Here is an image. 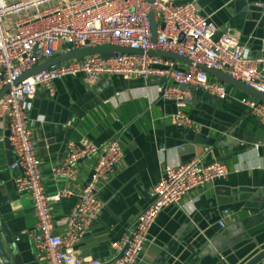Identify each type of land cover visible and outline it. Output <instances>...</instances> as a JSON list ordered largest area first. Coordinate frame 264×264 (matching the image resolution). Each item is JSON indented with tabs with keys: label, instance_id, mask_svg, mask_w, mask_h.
<instances>
[{
	"label": "crops",
	"instance_id": "obj_1",
	"mask_svg": "<svg viewBox=\"0 0 264 264\" xmlns=\"http://www.w3.org/2000/svg\"><path fill=\"white\" fill-rule=\"evenodd\" d=\"M258 3L264 0H199L201 13L239 34L250 57L264 55V6ZM227 87L231 97L195 92L185 108L197 122L195 130L215 138L214 145L188 140L185 129L173 123L176 105L163 100L156 78L105 76L88 82L82 76H68L55 82L53 95L38 89L27 110L45 190L48 195L65 187L72 191L51 203L55 219L71 213L94 163V159L81 161L75 180L54 175L52 168L68 143L88 138L105 144L121 136L124 146L125 158L116 175L100 184L106 208L76 244L83 258L112 260L117 254L113 241L130 231L151 203L163 169L204 156L207 162H225L229 174L191 190L180 205L164 208L137 264H223L224 251L232 253L234 264L244 260L248 245L264 235V122L238 101L247 94ZM220 114L235 119L224 132L214 127L225 122ZM7 130V119H0V264H5L1 252L11 264H47L36 260L33 252L28 231L37 219L30 194L16 188L15 177L21 170L11 167ZM225 209L231 215L223 219ZM220 221L226 222L224 227Z\"/></svg>",
	"mask_w": 264,
	"mask_h": 264
},
{
	"label": "built area",
	"instance_id": "obj_2",
	"mask_svg": "<svg viewBox=\"0 0 264 264\" xmlns=\"http://www.w3.org/2000/svg\"><path fill=\"white\" fill-rule=\"evenodd\" d=\"M151 11L158 24L156 42ZM67 44L72 48L114 44L140 48L144 53L117 52L109 58L94 54L52 64L17 82L38 64L69 51ZM153 49L185 56L192 64L147 53ZM200 64L222 70L264 92V55L250 57L239 34L231 27L222 29L201 13L199 0H0V90L10 85L0 100V119L8 121L14 156L11 167L21 170L15 177L16 188L32 198L37 220L28 234L36 260L47 264H137L150 229L164 208L180 205L191 190L230 172L225 162H207L204 156L166 166L152 189L151 203L135 219L130 231L113 241L116 256L108 262L83 258L76 244L106 208L100 197V184L116 175L125 158L124 146L121 136L105 144L88 138L68 143L64 155L52 168L54 175L75 180L81 161L94 159V163L71 213L55 219L51 203L72 191L65 187L54 195L46 193L27 110L38 89L53 95L55 82L68 76H82L88 82L105 76L145 81L156 78L163 100L176 105L173 123L198 129L185 109L194 93L202 90L221 99L232 95L227 84L200 68ZM238 101L264 122V103L250 96ZM230 215V210L225 209L223 219ZM225 224L220 221L221 227ZM257 264H264V259Z\"/></svg>",
	"mask_w": 264,
	"mask_h": 264
},
{
	"label": "water",
	"instance_id": "obj_3",
	"mask_svg": "<svg viewBox=\"0 0 264 264\" xmlns=\"http://www.w3.org/2000/svg\"><path fill=\"white\" fill-rule=\"evenodd\" d=\"M149 1L152 2L153 0H149ZM149 17H150L151 24H152L153 41L156 42L158 24L155 20L153 11L150 12ZM67 46L71 47V49L69 51L58 54V55L50 58L49 60L38 64L32 70L26 72L23 76H21L17 80V82L21 81L22 79L26 78L27 76H29L32 73H36L38 71H41V70L49 67L52 64H59V63L67 62L70 60H82L84 57L94 55V54H99L105 58H109V57H112L113 55H115V53H117V52L137 53V54H143L144 53V51L140 48L119 46V45H114V44H103V45H97V46H91V47H82V48H72L71 44H67ZM147 53L150 55H154V56L166 57V58L174 59L176 61H181V62H184L187 64H192V60H190L189 58H187L185 56H181V55L174 53V52H171V51H163V50L153 49V50L148 51ZM199 67L202 68L203 70L207 71L209 74L213 75L214 77H216L218 80L224 82L228 86H231V87L247 94L248 96L264 103V92H261L260 90L254 88L253 86H250V85L246 84L245 82L234 78L233 76L229 75L228 73H226L222 70L210 68V67H207V66L202 65V64H200ZM9 88H10V85H6L3 89L0 90V100L6 94V92L9 90ZM198 92H204V91L201 90ZM217 116H218V118L225 121L224 123L221 124V126H214L215 129H217L221 132H224L226 129L228 130L232 126V124L235 123V119L231 118V117H227V115L224 116V115L220 114ZM184 129H185V132L187 134L188 140H190L192 142L204 143L207 145H214L215 144V141H216L215 138H210V137L205 136L204 134L198 133L195 129H191V128H184ZM9 134H10V130L8 128V130L6 131V136H7L6 137V148L8 150V156L10 158H13L12 157L13 152L11 150V144H10V140L8 138ZM247 243H248V240H246L245 244H247ZM214 244H217V240H215ZM248 247H251L248 250L250 252L240 264H257L261 260L264 259V235L261 237H256V242H251L248 245ZM231 249L233 251L236 250L235 248H231ZM124 250H125V248H124ZM124 250H122L119 253L118 258L122 255ZM1 256H2V259H3L5 264H11V261L8 258L7 254H5L4 252H1ZM231 256H232L231 252H228V251L222 252L221 257L224 258L223 264H234V261H233ZM18 260L19 259L17 258V261Z\"/></svg>",
	"mask_w": 264,
	"mask_h": 264
}]
</instances>
